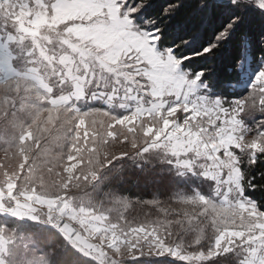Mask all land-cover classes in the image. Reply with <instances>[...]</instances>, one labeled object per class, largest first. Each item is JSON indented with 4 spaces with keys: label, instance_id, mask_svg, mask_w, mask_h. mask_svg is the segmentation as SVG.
I'll use <instances>...</instances> for the list:
<instances>
[{
    "label": "snow or ice",
    "instance_id": "6c2138e0",
    "mask_svg": "<svg viewBox=\"0 0 264 264\" xmlns=\"http://www.w3.org/2000/svg\"><path fill=\"white\" fill-rule=\"evenodd\" d=\"M180 6L156 16L150 0H0V216L59 237L45 251L0 223V264H264V211L245 196L264 154V56L230 102L211 94L209 68L185 64L214 57L246 14L264 17V0H198L209 17L228 13L211 34L169 23ZM252 45L237 39L236 67ZM125 158L207 194L98 195ZM137 209L155 218H130Z\"/></svg>",
    "mask_w": 264,
    "mask_h": 264
},
{
    "label": "trees",
    "instance_id": "16d2710c",
    "mask_svg": "<svg viewBox=\"0 0 264 264\" xmlns=\"http://www.w3.org/2000/svg\"><path fill=\"white\" fill-rule=\"evenodd\" d=\"M150 2L151 7L148 11L159 16L160 11L170 0H150ZM180 5L176 15L169 23H175L179 28L186 31L198 29L200 33H203L207 30L211 34L217 27L225 23L228 17L227 12L217 13L209 17L207 10L198 6V0H180ZM241 34H247L253 41V51L246 56H248L247 66H250V71L254 72L257 67L256 61L264 56V43H261V37H264V17L255 14H246L242 18L236 26L232 38L223 43L214 57L207 61L193 60L191 63L185 62L187 66L196 71L202 67L209 68L210 71L205 74V78L209 80L212 86L211 94L222 97L225 101L233 97H240L246 91V89H243V91L239 89L240 84L244 81L242 63L245 56L241 58L239 67L235 65L236 41ZM177 35L178 33L166 30L164 42L171 44ZM121 163L125 167L123 178H113L104 183L98 195H102L103 192L116 191L132 199H152L156 195L161 200H167L174 190H183L190 193L192 187L197 186H201L202 194H207L206 185H202L201 181L193 180L191 186H189L179 178L174 180L170 173L161 170L164 166L159 163L144 164L143 170H141L137 163L125 158L123 161L114 162V165L110 168ZM248 177L254 187L248 188L245 196L256 202L260 206V210L264 211V188L259 187V185L264 184V154H258L256 164L248 170ZM148 211V209H144L141 212L137 209L130 214V218L136 216L138 221L154 219V214L148 217L144 215ZM0 223H7L9 227H15L19 233L32 235L37 246L45 251L59 242V237L54 229L27 218L18 220L10 216H0ZM126 264H175V262L158 257H138L135 260L127 261Z\"/></svg>",
    "mask_w": 264,
    "mask_h": 264
},
{
    "label": "rangeland",
    "instance_id": "374dc122",
    "mask_svg": "<svg viewBox=\"0 0 264 264\" xmlns=\"http://www.w3.org/2000/svg\"><path fill=\"white\" fill-rule=\"evenodd\" d=\"M247 57H248V56H247ZM246 61H247V60L244 59V61H243V63H242V67H243V73L245 74V76L248 77V79L246 80V82L240 84V87H239L240 90L243 91V89H246V91L243 93L242 96H244V95L247 94V92H248V90H249V87H248V86L251 84L252 78H253V76H254V74H255V71H254V72H250V70L247 69V62H246ZM246 83H247V85H246ZM242 96H240V97H242ZM240 97H237V98H231V99H229V100H227V101L230 102V101H232V100L239 99ZM218 98H219V97H218ZM262 119H264V116H262L261 114L257 113L256 116H255V121H259V120H262ZM247 124H248L249 127L254 126V120H252V119L247 120ZM0 155H2V154H0ZM246 198H248V197L246 196ZM248 199H249V198H248Z\"/></svg>",
    "mask_w": 264,
    "mask_h": 264
},
{
    "label": "crops",
    "instance_id": "0c3cea01",
    "mask_svg": "<svg viewBox=\"0 0 264 264\" xmlns=\"http://www.w3.org/2000/svg\"><path fill=\"white\" fill-rule=\"evenodd\" d=\"M246 85H247V83H246Z\"/></svg>",
    "mask_w": 264,
    "mask_h": 264
}]
</instances>
